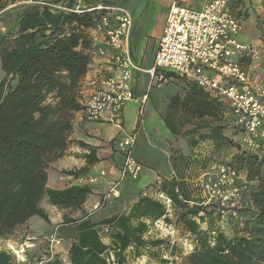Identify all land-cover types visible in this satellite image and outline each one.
Listing matches in <instances>:
<instances>
[{
    "label": "trees",
    "instance_id": "16d2710c",
    "mask_svg": "<svg viewBox=\"0 0 264 264\" xmlns=\"http://www.w3.org/2000/svg\"><path fill=\"white\" fill-rule=\"evenodd\" d=\"M48 2H66L70 8L76 5V0ZM2 3L0 0V6ZM104 13L30 5L19 20L17 35L13 39L0 36V63L5 72L0 81V239L9 240L30 227L34 217L51 223L41 206L46 200L80 213L77 218L65 216L57 228V244H63L61 237L68 238V264H127L130 248L134 258L147 256L149 264L168 263L166 254L173 257L172 264H264V145L259 150L242 146V131L233 123L228 104L193 82L185 97H171L165 124L176 136L190 138L192 148L211 141L217 148L236 150L226 163L248 186L249 203L239 210L242 225L231 214L223 216L215 204H204L202 197L192 196L177 173L172 180L159 185L154 182L147 189L162 191L174 201L172 216L167 220L190 240L192 249L184 253L178 240L171 246L168 240L150 234L153 222L166 213L165 205L151 194L142 196L140 192L128 212L100 218L84 207L94 190L91 183L62 189L48 186L51 164L60 160L71 145L87 151L79 156L85 164L62 169L61 174L84 179L102 160L95 146L71 138V133L74 114L84 107L82 81L93 49V40L85 30L94 27ZM241 61L247 65L251 57ZM165 74L169 79L182 78L171 71ZM194 122L198 124L183 129L186 123ZM188 158L181 154L180 165L192 163ZM199 160L196 164L203 170L216 161ZM46 264L67 263L56 253Z\"/></svg>",
    "mask_w": 264,
    "mask_h": 264
},
{
    "label": "built area",
    "instance_id": "2783aa9c",
    "mask_svg": "<svg viewBox=\"0 0 264 264\" xmlns=\"http://www.w3.org/2000/svg\"><path fill=\"white\" fill-rule=\"evenodd\" d=\"M22 2L77 13L94 10L105 12L91 28L94 38L101 37L100 43L93 45V49L115 73L102 75L97 80L95 87L83 101L81 112L83 119L88 122L110 123L120 129L117 149L122 157V165L118 178L94 204L93 211L113 205L120 196L122 182L139 179L144 170L143 163L136 155L138 131H128L122 125L123 111L134 99L133 72L148 74L149 88L155 83L159 85L167 81L169 78L166 77V71L174 72L195 83L228 104L233 123L242 131V146L259 150L264 145V82H259L257 76L251 74L250 67L247 68L241 61L245 56L256 58L257 52L249 44L239 41L241 24L231 9V0H209L200 7L196 6V0H172L154 63L149 68L137 64L132 57L130 36L133 21L131 12L126 7L101 3L85 7L75 5L70 8L66 2ZM250 2L259 5L264 0ZM147 97V94L142 97V104ZM139 112L138 125L141 124L142 106ZM105 175V170H102L98 175L87 178L86 182L93 184ZM161 182L162 179L158 177L157 185ZM199 183L204 204H215L217 211L223 216L231 214L242 225L243 218L239 210L249 203L246 197L248 186L244 178L238 176L226 162L215 161L201 174ZM143 195H149V191L145 190ZM151 195L165 205L166 213L153 222L150 234L168 240L173 246L177 240L178 229L167 217L172 216L174 201L159 190ZM57 228L48 237V251L39 264H46L57 253ZM11 249L17 260H23L26 250L24 244ZM169 264H172L171 257Z\"/></svg>",
    "mask_w": 264,
    "mask_h": 264
},
{
    "label": "rangeland",
    "instance_id": "374dc122",
    "mask_svg": "<svg viewBox=\"0 0 264 264\" xmlns=\"http://www.w3.org/2000/svg\"><path fill=\"white\" fill-rule=\"evenodd\" d=\"M104 3L105 1L107 3L111 4H118L123 5L126 7H129L132 14L137 17L139 20L141 17L143 19H147L146 23L150 20L154 19L155 16V8L153 7V4L151 2L149 3L147 0H102ZM150 1V0H149ZM198 4L197 6L201 5V2L204 0H197ZM106 3V4H107ZM149 3L150 9L149 11L146 10V6ZM30 6L29 4H25L22 2V0H3L2 6H0V36L7 37L9 39H12V37H15L18 33L19 28V20L21 16L24 14L25 10ZM250 9V10H249ZM246 14L244 16L242 15V12L238 16L240 20H243L242 24V32L239 34L238 39L239 41L249 44L253 50L257 52V56L254 59H251V62L249 64L245 65L247 68L250 67L251 74L259 79V82H264V7L262 9H258L255 7H250ZM145 12V13H144ZM166 12V11H165ZM140 27H138L139 29ZM137 29L138 37H140V40H145L146 35H148L147 32H140ZM90 29H86L85 32L87 34H90ZM141 50L139 49L137 51V57L141 56ZM249 65V66H248ZM5 77V72L1 68L0 63V81ZM191 81H188L185 78H172L168 79L167 81H164L157 85L156 83L149 88V75L146 74L143 79L139 80L135 84V89L137 93V98L143 94H147L150 96V99L147 103L141 104V101L134 100L132 105L126 107L125 109V127L128 131L134 130V125L136 123L137 117H139V108L143 107V113L141 117V124L139 127V133L140 138L138 134V141L140 140L139 144L137 143L136 146V155L139 157V150L143 149V145L146 148H149L155 152L154 154H157L160 157V162L164 167L168 168L169 161L168 156L164 152L165 149L170 145V148L172 150H175L177 152H180L182 154V151L185 152V155L187 157H195V160H199L200 163L204 162V158L207 159V163L211 161H220V162H229L231 157L236 153V150L233 147L224 146L221 148H217L213 142L211 141H203L200 142L199 145L196 148H192L190 146V138H183L181 136H176L165 124L164 117L169 113V103L172 96L178 94L182 98L186 96L188 93L189 85L191 84ZM89 92H87L86 89L82 87V101L85 100ZM180 114V113H179ZM206 121H208L206 119ZM73 131L71 133V138L78 139L79 136H92V132L100 131L102 135L104 136H110L113 133L116 132V128L113 124L105 123L101 124L98 122H84L82 112H76L74 114L73 118ZM195 124H198L196 122L194 123H186L185 127L183 129L192 128ZM144 134H141L143 133ZM90 132V133H89ZM146 132V134H145ZM229 132V131H228ZM87 134V135H86ZM230 134V133H228ZM147 135L151 138L147 140ZM142 145L141 147H139ZM173 145V147H171ZM70 148H73L72 150H76L78 148L75 145L69 146ZM75 151H71L67 149L66 154L61 159H67L68 156H72ZM173 158V157H172ZM70 160V157H69ZM58 161L53 162L50 166V172L51 173H59L60 168L64 167L65 164H60ZM62 165V166H61ZM205 164L203 165V167ZM69 167V166H68ZM101 167H98L97 170H99ZM192 169L195 171V179H197L201 173L203 172V169L201 166H198L196 164V161L194 164H192ZM102 171V170H100ZM99 171V172H100ZM98 172V173H99ZM95 174V175H98ZM154 176L151 172H147L146 174H143L139 179H137L136 189H140L145 187L147 184L153 182ZM73 179H71V182H65L66 184L72 183ZM101 179L93 183L92 185L94 187H98ZM85 182V181H83ZM193 185L192 193L194 197L197 199L201 197L202 191H200V183L199 180L195 182ZM142 194V193H141ZM121 198H123L121 196ZM120 200V199H119ZM117 200L115 202V205L117 206L119 203ZM123 202L121 204H125L124 199H122ZM117 204V205H116ZM43 209L48 213L51 223L45 222L40 217H34L30 221V227L21 229L17 234H15L11 239L9 240H2L0 239V249L2 248H8L10 251L13 252L11 249V245L13 247H19L21 244L25 245V253L23 260H17L16 262L18 264H39L41 258L46 254V251H48L47 243H48V237L53 232L56 227H59L64 220L65 216L77 218L79 217L80 213L75 212L74 210L70 209H61L56 206H53L48 201L44 200L41 204ZM101 211H93L92 209H88V211L92 214V216H102L97 215ZM202 227H206V223L202 224ZM63 228V227H62ZM59 233V229H58ZM64 232L63 234H65ZM62 238V245H57V254L59 258H61L65 263L68 264V254H67V239L65 236ZM177 240L180 243V246H182L183 252L187 253L191 248V242L187 239V236H182V234L179 232L177 234ZM14 253V252H13ZM21 259V258H20ZM130 263L129 264H149V260L147 256H143L140 258H134L131 254L130 256ZM180 262V260H179ZM151 264H159L156 262H151ZM182 264V263H178Z\"/></svg>",
    "mask_w": 264,
    "mask_h": 264
},
{
    "label": "crops",
    "instance_id": "0c3cea01",
    "mask_svg": "<svg viewBox=\"0 0 264 264\" xmlns=\"http://www.w3.org/2000/svg\"><path fill=\"white\" fill-rule=\"evenodd\" d=\"M147 1L149 3L151 2V4H153V7L155 8L154 19L148 21L147 23H146L147 19H143V17H141V19L139 20L137 17H135L132 14L129 7L124 6L131 12L132 21H133L132 32H131V36H130L131 54H132V57L135 60V62L144 68H149L154 63L155 54H156V51L158 48V42H159V39L162 35L163 28H164V25L166 23L167 15H168L172 0H150V1L147 0ZM206 1H209V0L202 1L201 5L203 3H205ZM102 2H103L102 0H76V5H79L81 7L95 6V5L101 4ZM149 3L146 6L147 11H149V9H150ZM107 4L110 5L111 3H107ZM197 4H198V1L196 2V6H197ZM113 5H118V4H113ZM119 6H123V5H119ZM200 6H197V7H200ZM230 6H231V9L234 12V14L238 17L241 12H242V15L244 16V14H246V12L248 11V9L250 7L256 6L258 9H262L264 7V3L259 4V5H255L252 2H250V0H231ZM239 21L241 24V32H242V24L244 22H243V20H240V19H239ZM138 27H140V28L138 29ZM137 29L140 32H147V31L149 32L148 35L145 36L146 37L145 40H143V38H142V40H140V37H138ZM89 31H90L89 35H90L91 39L93 40V45H97L98 43H100L101 37L98 36L97 38H94L93 30L90 29ZM13 38L14 37H12V39ZM139 49L141 50L142 54L140 57H137V51ZM89 53L91 55V62L89 65V70H88L86 76L83 78V81H82V87L84 89H86L87 92H91L93 90L97 80L102 75L115 73L110 68L109 64L105 60H103L100 56L97 55V53L94 51V49L89 51ZM145 75L146 74L142 73V72H133L132 85H133V91H134V99L131 102H129L126 105V107L132 105L134 100L139 99V101H142V97L146 93L137 98V93H136V89H135L136 86L134 83H137L138 79L139 80L143 79ZM149 99H150V96L147 97L145 103H147L149 101ZM126 107H125V109H126ZM125 109H124L123 115H122V125L126 129V127H125V113H124ZM84 122L86 123L88 121L84 120ZM98 123L105 124V122H98ZM139 127H140V125H138V119H136V123L134 125V130L137 129L138 134H139V138H140L141 135L139 133ZM115 128H116V132L110 136H104V135H102V133L100 131L94 130L92 132L93 133L92 136H88L86 134L87 136L84 135V136L77 137L78 139L84 140L85 142L90 143L91 145L95 146L97 148V156L102 159L101 161L96 163L93 167H91V173L82 180L86 182L87 178H89L90 176H96L95 174H97L100 170H105V172H106L105 176L98 178V180L101 179L99 186L98 187L93 186V188H94L93 193L87 198V201L84 204V207L86 209H92L94 204L99 201L100 197L102 196L103 193H105V191L110 186V184L118 178L119 171H120V168L122 165V157L116 148H117V140L121 136V134H120L121 131L117 126H115ZM141 134H144V132ZM145 134H146V132H145ZM115 137H117L115 144H111L110 141L113 140ZM150 138L151 137L147 135V140ZM139 142H140V140L138 141V144H139ZM141 146L142 145H140L139 147H141ZM142 147H143V149L139 150L140 151L139 152L140 158H138V159L143 163L144 170H143L142 174L140 175V177L149 171L153 174L155 180L153 182L147 184L145 187L140 188L138 190L136 189V187H137L136 181L137 180L127 179V180L123 181L122 184L120 185V196L116 199V201L120 199L121 202H123L122 199H124L125 204H121L120 200H119L118 201L119 204L118 205L116 204L117 206H115V207L112 205H108L105 208H102L103 211L99 212L97 214V215H100V214L102 215L100 218L109 217V216H112V215L117 214V213L128 212L130 210V208L132 207V205L137 201L140 192L142 193V196H143V192L145 190L149 191V194H153V191L151 192L149 189H147V187H148V185L156 182V179L158 177H160L162 179V181L172 180L173 177H175L174 175L177 173V175L179 174L181 176V178L183 177L182 179L188 185V188L190 191H192L193 185H197L194 183L200 179L201 175L197 179H195V171L192 172L193 171L192 164H194V162H195V157H192V159L190 157L188 158V160H192V163H190L187 167L180 165L179 157H180L181 153L177 152L175 150H172V148H170V145H169V148L167 147L164 151L167 154L168 161H169V165L167 168V167H164L162 165V163L160 162V157L157 154H154L155 152H153L150 149V147L146 148V147H144V145ZM171 147H173V145H171ZM72 149L73 148H70L68 150H70V152L75 151L73 154V157L68 156L67 159H60L59 160L58 163L65 164L64 167L60 168V171L62 169L80 168L85 164L84 159L80 158L79 156L83 152H87V151L86 150L83 151V149L80 147L76 148V150H72ZM182 154L185 155V152L182 151ZM69 157H70V160H69ZM172 157H173V161L172 160L170 161V158H172ZM174 159H175V161H174ZM98 167H101V168L99 170H97ZM204 170H203V172H204ZM71 179H73L71 176H66V175L61 174V173H50L49 174V180H48V186L52 187V188H56V189H62L68 185L83 182L80 180L73 179L72 183H69V184L65 183V182H71ZM121 196L123 198H121ZM192 196H194V195H192ZM113 205H115V203ZM99 211H101V210H99ZM104 240L107 242V238H105ZM131 252L132 251L130 248L127 252V257H128L127 264L130 263L129 258L132 254ZM169 257H171L170 254H166L164 256V258H166V259H168ZM166 264H169V262Z\"/></svg>",
    "mask_w": 264,
    "mask_h": 264
},
{
    "label": "water",
    "instance_id": "95a60500",
    "mask_svg": "<svg viewBox=\"0 0 264 264\" xmlns=\"http://www.w3.org/2000/svg\"><path fill=\"white\" fill-rule=\"evenodd\" d=\"M15 254L8 248L0 249V264H18Z\"/></svg>",
    "mask_w": 264,
    "mask_h": 264
},
{
    "label": "bare ground",
    "instance_id": "6f19581e",
    "mask_svg": "<svg viewBox=\"0 0 264 264\" xmlns=\"http://www.w3.org/2000/svg\"><path fill=\"white\" fill-rule=\"evenodd\" d=\"M11 247H13V245H11ZM15 248V247H14Z\"/></svg>",
    "mask_w": 264,
    "mask_h": 264
}]
</instances>
